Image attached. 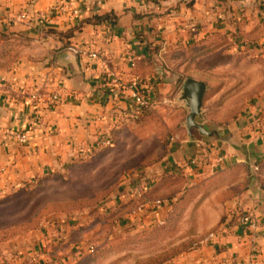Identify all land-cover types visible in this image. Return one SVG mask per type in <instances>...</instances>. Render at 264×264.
Masks as SVG:
<instances>
[{"label":"crops","instance_id":"obj_1","mask_svg":"<svg viewBox=\"0 0 264 264\" xmlns=\"http://www.w3.org/2000/svg\"><path fill=\"white\" fill-rule=\"evenodd\" d=\"M63 1L68 0H0V33L18 37L20 45L0 68L1 193L63 171L95 151L104 136H114L129 105L123 88L104 85L109 73L160 90L165 85L156 83L161 62L178 57L167 53L176 44L191 45L217 33L244 42L248 49L264 43V0H103L101 6L74 0L77 16L59 10ZM104 12L114 13L116 21H87ZM21 13L31 14L29 25L19 18ZM68 29L69 37L59 34ZM52 94L58 95V103H50ZM227 100V93L220 92L204 97L196 118L215 135L179 129L159 166L150 170L153 195L170 199L140 224L157 225L182 197L181 209L192 213L200 227L198 244L172 264H247L252 236L237 223L241 211L251 213L264 232V87L239 113L225 109ZM16 133H24L26 141L19 142ZM218 156H223L221 162ZM87 220L89 224L69 227L66 255L49 246L51 231L45 228L36 232L32 244L25 239L1 244L0 264H99L85 257L92 248L88 240L97 231L92 217ZM221 221L228 223L227 229L207 240ZM254 244L256 264H264V239L259 236Z\"/></svg>","mask_w":264,"mask_h":264},{"label":"rangeland","instance_id":"obj_2","mask_svg":"<svg viewBox=\"0 0 264 264\" xmlns=\"http://www.w3.org/2000/svg\"><path fill=\"white\" fill-rule=\"evenodd\" d=\"M10 38L0 39V68L9 61L7 55L19 51L18 37ZM237 41L226 33H217L191 45H174L167 53L175 52L178 57L170 65L161 62L163 69L156 79V83L165 85L151 91L157 99L156 109L119 123L122 126L110 146H97L61 172L0 192V245L11 239L32 244L36 232L47 228L51 231L49 246H57L60 255H66L69 227L89 224L87 219L92 217V228L97 231L88 242L92 248L104 242L102 252L94 251L98 255L93 260L99 264H168L196 246L200 227L192 213L181 209L182 197L162 214V225L145 226L138 220L131 221L136 203L127 200L141 194L146 196L137 199L138 204L155 199L166 203L170 199L163 194L148 195L147 191L154 189L150 170L159 166L171 138L185 128L188 109L180 100L178 83L182 77L203 79L205 98L215 92L227 93L228 111L239 113L248 101L260 96L264 87V43L248 49L244 42ZM156 63L160 65L158 59ZM136 187L139 192L132 194Z\"/></svg>","mask_w":264,"mask_h":264},{"label":"built area","instance_id":"obj_3","mask_svg":"<svg viewBox=\"0 0 264 264\" xmlns=\"http://www.w3.org/2000/svg\"><path fill=\"white\" fill-rule=\"evenodd\" d=\"M93 3L96 5L101 6L103 3V0H93ZM59 10L62 12L68 11L70 15L77 16L79 14L78 6L75 4L74 0H68L63 1L61 5L59 6ZM19 18L24 20L26 24H30V21L32 20V16L30 13H21L19 15ZM41 34H44V32ZM91 57L97 58V55L95 53L90 54ZM130 64H133V59L130 57L129 59ZM108 83H105L104 85H117L120 88H123L125 92V97L128 101L129 109L125 112L124 115L121 116V118L118 120V124L123 122L125 118H135L141 115L142 109L145 107H154L157 103V99L155 98L153 92H151L145 83H143L141 80L137 78H129L127 80L121 79L120 76L115 75L114 73L108 74ZM32 99L36 98V95L33 94L31 96ZM50 103L56 104L58 103V95L52 94L50 97ZM15 137L19 142H25L26 141V135L24 133H16ZM111 144V136L106 135L103 137L102 141L98 144V146H108ZM223 160V156H218L216 158L217 162H221ZM191 163H195V160H193ZM254 171L258 170L257 166L253 168ZM139 192V188L136 187L133 189L132 194H136ZM165 202H162L159 199L150 200L145 203L138 204L136 207H134L131 211V221H137L138 223H141V218L149 215V214H155L153 210H158L163 207ZM156 210V211H157ZM152 212V213H151ZM154 212V213H153ZM237 223L239 226H241L244 229H248L251 231V252L248 255L247 258V264H256V246H255V240L257 237L261 236L264 239V232L260 233V223L257 221L253 215L247 211H241L237 214ZM157 225L163 224V219H157L156 220ZM228 223L223 221L220 223L218 229L212 230L209 232L207 236V240L209 239H215L217 234L219 232H223L227 229ZM168 264H172L171 262Z\"/></svg>","mask_w":264,"mask_h":264},{"label":"water","instance_id":"obj_4","mask_svg":"<svg viewBox=\"0 0 264 264\" xmlns=\"http://www.w3.org/2000/svg\"><path fill=\"white\" fill-rule=\"evenodd\" d=\"M206 91V83L187 77L181 86L180 100L186 105L188 112L185 116V127L188 134L196 129L201 135L212 136L216 134L214 130H208L205 125L197 122L196 118L201 117V107Z\"/></svg>","mask_w":264,"mask_h":264},{"label":"trees","instance_id":"obj_5","mask_svg":"<svg viewBox=\"0 0 264 264\" xmlns=\"http://www.w3.org/2000/svg\"><path fill=\"white\" fill-rule=\"evenodd\" d=\"M116 15L114 14V13H111V12H104V13H101V14H94V15H92L91 17H89L88 19H87V21L90 23V24H92V25H95V24H98V23H101V22H105V21H111V22H115L116 21ZM59 34H64V36H67V37H69L70 36V29H68L66 32H63V33H59ZM10 37H12L11 35H8V34H6V35H4L3 33H0V39L2 38V39H7V38H10ZM184 78L185 77H182L178 82L179 83H181L183 80H184ZM144 83V82H143ZM158 105H156V106H154V107H145V108H143L142 109V113H141V115L140 116H144V115H146L149 111H151V110H154V109H156V107H157ZM139 117V116H138ZM138 117H135V118H138ZM128 119L130 120V119H134V118H130V117H127V118H125V120L123 121V122H127L128 121ZM122 125H120L119 124V126H117V127H115L116 129H115V132L119 129V127H121ZM115 132H114V134H115ZM113 139H114V136H112L111 135V143H112V141H113ZM111 145V144H110ZM110 145H108V146H110ZM108 146H102V148H105V147H108ZM55 173H58V172H52V173H49V174H47L46 176H49L50 174H55ZM39 180V179H38ZM32 182H34V181H32ZM28 183H31V182H25L24 184H28ZM147 193H148V195H150V194H152L153 193V190H150V191H147ZM143 196H146L145 194L143 195V194H141V196H139L138 198L137 197H132V198H130V199H128L127 201H129V200H132L133 202H135L136 203V205H135V207L138 205V203L136 202V200L137 199H139V198H142ZM126 201V202H127ZM111 220H114V217L111 219ZM224 220V219H223ZM222 222V221H221ZM220 225V224H219ZM217 229V228H216ZM216 229H214V230H216ZM106 243H108V242H106ZM104 245V242L101 244V245H99V246H96V247H93V248H91L90 250H89V252L85 255V257H86V260H87V258H88V260H92V259H95V257L98 255V254H94V253H96V252H99L100 250H101V252H102V248H101V246H103ZM96 250V252H94ZM91 252V253H90ZM74 264H77V263H74Z\"/></svg>","mask_w":264,"mask_h":264}]
</instances>
